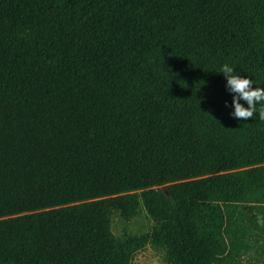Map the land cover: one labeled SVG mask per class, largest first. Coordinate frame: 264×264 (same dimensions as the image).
<instances>
[{"label": "trees", "instance_id": "trees-1", "mask_svg": "<svg viewBox=\"0 0 264 264\" xmlns=\"http://www.w3.org/2000/svg\"><path fill=\"white\" fill-rule=\"evenodd\" d=\"M225 63L264 88V0H0V264H264V121Z\"/></svg>", "mask_w": 264, "mask_h": 264}, {"label": "clouds", "instance_id": "clouds-1", "mask_svg": "<svg viewBox=\"0 0 264 264\" xmlns=\"http://www.w3.org/2000/svg\"><path fill=\"white\" fill-rule=\"evenodd\" d=\"M221 73L226 78L227 90L233 94L232 107L234 111L230 115L237 120L247 121L257 113L256 106L260 104L258 116L261 121H264V88L254 87L251 79L233 74L234 69L227 63L221 67ZM241 101L246 102L247 107Z\"/></svg>", "mask_w": 264, "mask_h": 264}, {"label": "rangeland", "instance_id": "rangeland-1", "mask_svg": "<svg viewBox=\"0 0 264 264\" xmlns=\"http://www.w3.org/2000/svg\"><path fill=\"white\" fill-rule=\"evenodd\" d=\"M153 226L154 220L144 207H141L139 213L130 220H125L118 212L113 215L112 219V230L118 237H123L126 234L140 235L151 232ZM133 264L166 263L159 253L147 246L135 255Z\"/></svg>", "mask_w": 264, "mask_h": 264}]
</instances>
